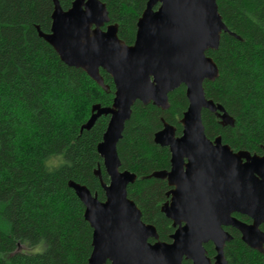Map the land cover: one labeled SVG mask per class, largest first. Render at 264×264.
Masks as SVG:
<instances>
[{
	"label": "trees",
	"instance_id": "trees-1",
	"mask_svg": "<svg viewBox=\"0 0 264 264\" xmlns=\"http://www.w3.org/2000/svg\"><path fill=\"white\" fill-rule=\"evenodd\" d=\"M58 1L68 10L75 0ZM101 1L111 23L118 25L119 38L133 45L148 0ZM217 3L224 23L237 37L224 33L219 49L207 52L220 74L214 82L206 81L204 88L206 97L234 118L235 126H222L215 114L204 110L206 135L221 136L234 151L262 154L264 0ZM53 11L54 0H0V264H89L93 229L69 182L85 185L101 201L106 199L95 171L100 166L109 183L98 145L110 116L100 117L90 130L82 128L94 105L112 106L115 84L101 70L108 86L104 90L83 70L61 61L39 34L51 31ZM169 101L167 111L137 102L118 144L121 170L137 175L128 197L165 242H171L175 232L162 212L170 188L165 180L149 176L170 170L171 153L154 137L164 120L182 135L181 119L189 105L186 87L172 92ZM229 231L233 239L225 247L228 264H264L262 253L248 247L237 230ZM205 247L214 259L213 244Z\"/></svg>",
	"mask_w": 264,
	"mask_h": 264
},
{
	"label": "water",
	"instance_id": "water-1",
	"mask_svg": "<svg viewBox=\"0 0 264 264\" xmlns=\"http://www.w3.org/2000/svg\"><path fill=\"white\" fill-rule=\"evenodd\" d=\"M217 2L148 0L131 46L119 38L118 25L111 23L101 0H75L68 10L54 0L51 31L39 30L64 64L83 70L104 90L108 86L101 70L115 84L112 106L94 105L82 128L90 130L100 117L110 116L98 145L109 183L100 166L95 171L106 199L101 201L85 185L69 182L93 229L89 264H228L225 247L233 236L225 227L238 230L248 247L264 255V153L234 151L221 136L210 139L203 123V111L208 110L222 126H235L234 118L208 99L204 88L206 81L214 82L220 74L207 52L219 49L224 33L234 35ZM181 86L186 87L189 102L181 119L182 135L177 136L175 126L164 120L154 137L156 144L169 148L171 168L149 176L167 180L172 188L162 212L175 232L171 242H165L128 197L137 175L121 170L118 144L137 102L167 111L169 95ZM209 243L216 251L214 259L205 247Z\"/></svg>",
	"mask_w": 264,
	"mask_h": 264
},
{
	"label": "flooded vegetation",
	"instance_id": "flooded-vegetation-1",
	"mask_svg": "<svg viewBox=\"0 0 264 264\" xmlns=\"http://www.w3.org/2000/svg\"><path fill=\"white\" fill-rule=\"evenodd\" d=\"M177 136H178V135H177ZM263 153H264V150H263ZM263 153H262V154H258V155H263ZM252 154H253V153H252ZM165 181L167 182V180H165ZM167 184H168V182H167ZM168 186H169V185H168ZM169 188H170V189H169V191H170L172 188H171L170 186H169ZM169 191H168V192H169ZM168 192L166 193V197H167L168 200H169V197L167 196ZM168 200H167L166 202H168ZM166 202H165V203H166ZM165 203H164V204H165ZM164 204H163V205H164ZM163 205H162V206H163ZM233 216L236 217V218H238V219L241 220V221L246 222V223H252V220H251L249 217H247V216H244V217H247V218H248L247 221L241 219L239 216H243V215H241V214H239V213H234ZM263 225H264V224H263ZM263 225L261 226L262 231H264L263 228H262ZM172 227H173V226H172ZM229 229H235V228H232V227H225V230L231 234V232L229 231ZM235 230H236V229H235ZM237 231H238V230H237ZM238 232H239V231H238ZM239 233H240V232H239ZM173 234H174V233H173ZM240 234H241V233H240ZM231 235H232V234H231ZM241 238H242V235H241Z\"/></svg>",
	"mask_w": 264,
	"mask_h": 264
},
{
	"label": "rangeland",
	"instance_id": "rangeland-1",
	"mask_svg": "<svg viewBox=\"0 0 264 264\" xmlns=\"http://www.w3.org/2000/svg\"><path fill=\"white\" fill-rule=\"evenodd\" d=\"M59 162H60V159L53 161L51 164L56 165Z\"/></svg>",
	"mask_w": 264,
	"mask_h": 264
}]
</instances>
